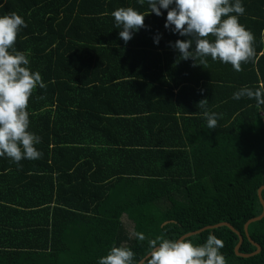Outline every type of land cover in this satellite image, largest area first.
I'll use <instances>...</instances> for the list:
<instances>
[{
  "label": "trees",
  "instance_id": "trees-1",
  "mask_svg": "<svg viewBox=\"0 0 264 264\" xmlns=\"http://www.w3.org/2000/svg\"><path fill=\"white\" fill-rule=\"evenodd\" d=\"M242 3L255 56L237 72L210 57L181 59L169 42L184 37L164 28L163 9L125 44L111 13L146 12L136 0H0V15L25 20L14 47L45 84L26 109L41 157L0 158V264H97L113 245L140 260L149 239L221 221L243 236L240 252L256 249L243 225L262 210L264 106L231 95L264 87V0ZM201 99L218 114L216 129ZM210 232L226 264H264V216L248 226L260 251L246 258L226 226L185 239L202 244Z\"/></svg>",
  "mask_w": 264,
  "mask_h": 264
},
{
  "label": "clouds",
  "instance_id": "clouds-1",
  "mask_svg": "<svg viewBox=\"0 0 264 264\" xmlns=\"http://www.w3.org/2000/svg\"><path fill=\"white\" fill-rule=\"evenodd\" d=\"M147 5L146 12L132 7L114 9L111 16L118 36L126 44L139 29L144 28V16L161 15L165 10L164 28L184 39L169 42L181 59L199 58V65L213 62L230 64L234 71L241 70L242 63L254 59L253 35L238 22L245 8L242 0H136ZM2 6V5H0ZM26 22L15 12L0 15V158H8L19 165L22 159L38 160L42 153L35 147L40 137L29 131L28 99L37 87L44 88L39 72L29 68V59L17 51L14 43ZM209 36L212 39H209ZM158 43V38L153 39ZM198 64V63H197ZM254 99L257 106H264V87H241L231 95L232 100ZM201 115L209 130L216 129L218 114L209 111L207 99L198 102ZM138 241L145 235L135 233ZM223 241L211 232L202 244L190 239H166L156 236L147 241L143 264H226L220 252ZM97 264H140L133 250L127 246L113 245L105 255L97 258Z\"/></svg>",
  "mask_w": 264,
  "mask_h": 264
},
{
  "label": "water",
  "instance_id": "water-1",
  "mask_svg": "<svg viewBox=\"0 0 264 264\" xmlns=\"http://www.w3.org/2000/svg\"><path fill=\"white\" fill-rule=\"evenodd\" d=\"M262 190H264V185L260 186L258 188V190H257V195H258V198H259V202H260V204L262 206L261 213L259 215H257V216L251 217L243 225V230H244L245 236L247 237L249 242L256 247V249L253 252H251V253H243V252L239 251V247H240V245H241V243L243 241V236L241 235V233L238 230H236L230 223H228L226 221H221V222H218V223H215V224H212V225L203 226V227H201V228H199L197 230L190 231V232H187V233L181 235L178 239H185V238L190 237L192 235L199 234L200 232H202L204 230H211V229L218 228V227H221V226H226L230 230H232L238 237V241H237L236 245L234 246V253L237 256L246 258V257L252 256L254 254H257L260 251V245L258 243H256V242H254L250 238V236L248 235V226H249L250 223L258 221L264 216V200H263V198L261 196ZM164 223H166V222H164ZM144 257L139 260L140 264H142L144 262Z\"/></svg>",
  "mask_w": 264,
  "mask_h": 264
},
{
  "label": "rangeland",
  "instance_id": "rangeland-1",
  "mask_svg": "<svg viewBox=\"0 0 264 264\" xmlns=\"http://www.w3.org/2000/svg\"><path fill=\"white\" fill-rule=\"evenodd\" d=\"M122 219H123V222H124V224H125L127 230H128L129 232H131V231H132V225H131V222H129L124 216H123Z\"/></svg>",
  "mask_w": 264,
  "mask_h": 264
}]
</instances>
